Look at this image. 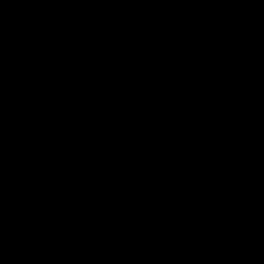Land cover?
I'll return each mask as SVG.
<instances>
[{"label": "water", "instance_id": "1", "mask_svg": "<svg viewBox=\"0 0 264 264\" xmlns=\"http://www.w3.org/2000/svg\"><path fill=\"white\" fill-rule=\"evenodd\" d=\"M0 264H264V0H0Z\"/></svg>", "mask_w": 264, "mask_h": 264}]
</instances>
